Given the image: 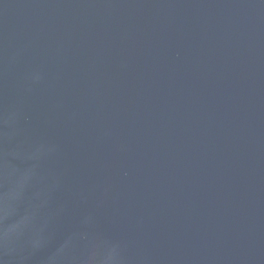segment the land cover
Masks as SVG:
<instances>
[{"label": "water", "instance_id": "1", "mask_svg": "<svg viewBox=\"0 0 264 264\" xmlns=\"http://www.w3.org/2000/svg\"><path fill=\"white\" fill-rule=\"evenodd\" d=\"M0 264H264V0H0Z\"/></svg>", "mask_w": 264, "mask_h": 264}]
</instances>
